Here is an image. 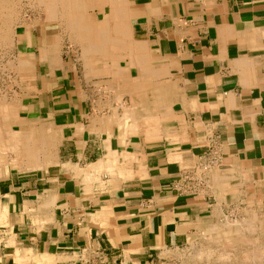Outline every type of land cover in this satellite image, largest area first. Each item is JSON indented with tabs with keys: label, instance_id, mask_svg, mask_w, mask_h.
<instances>
[{
	"label": "crops",
	"instance_id": "obj_1",
	"mask_svg": "<svg viewBox=\"0 0 264 264\" xmlns=\"http://www.w3.org/2000/svg\"><path fill=\"white\" fill-rule=\"evenodd\" d=\"M83 12L78 38L46 23L19 38L27 75L8 126L42 150L0 140V264H178L264 206V0ZM210 151L220 164L179 193Z\"/></svg>",
	"mask_w": 264,
	"mask_h": 264
},
{
	"label": "rangeland",
	"instance_id": "obj_2",
	"mask_svg": "<svg viewBox=\"0 0 264 264\" xmlns=\"http://www.w3.org/2000/svg\"><path fill=\"white\" fill-rule=\"evenodd\" d=\"M3 1L6 5L0 7V112L8 113L11 119L8 122L0 114V134L6 138L9 137L7 130L11 128L6 125L16 123L15 112L27 75L24 48L18 42L25 39L27 30L43 23L54 28L64 24L61 26L75 38L67 21L81 16H85L82 23L86 19L91 21L92 13L86 15L83 10L91 9L98 0H72L77 7L71 0H60L52 8L49 0ZM211 234L213 236L197 239L190 247L176 251L174 256L179 260L178 264H264L263 205L239 211V220L223 221Z\"/></svg>",
	"mask_w": 264,
	"mask_h": 264
},
{
	"label": "bare ground",
	"instance_id": "obj_3",
	"mask_svg": "<svg viewBox=\"0 0 264 264\" xmlns=\"http://www.w3.org/2000/svg\"><path fill=\"white\" fill-rule=\"evenodd\" d=\"M48 1V0H47ZM50 1V6H51V8L54 6V4L56 3V2H58V1H60V0H49ZM114 1H116V0H114ZM43 2H45V1H43ZM73 1L71 0V3H72ZM78 2V1H77ZM82 2V1H81ZM62 3V2H61ZM117 3V2H116ZM11 4V3H10ZM60 4V3H59ZM70 4V3H69ZM69 4H67V5H69ZM73 4H74V2H73ZM5 2L3 1V0H0V7L1 6H3V7H5ZM45 5V4H44ZM58 5V4H57ZM66 5V4H65ZM76 4H74L73 6H75ZM83 5H84V3H83ZM63 6V5H62ZM82 6V5H81ZM75 7H77V6H75ZM83 7V6H82ZM50 8V9H51ZM79 8V7H78ZM77 8V9H78ZM65 9V8H64ZM75 9V8H74ZM82 10H83V8H82ZM113 10H114V8H113ZM84 11V10H83ZM1 12V11H0ZM109 12V11H108ZM84 13V12H83ZM114 14H116V13H114ZM80 16V15H79ZM85 17V16H84ZM84 17H80V18H75V19H73V20H69V21H67L68 23H66V24H69L70 25V28L69 29H71V31H72V34L74 33L76 36H75V38L78 36V34H79V28H81V26H82V22H81V20L84 18ZM123 17V16H122ZM108 18V17H107ZM105 20V19H104ZM123 20H124V18H123ZM88 21V19H86V20H84L83 22H87ZM106 21V20H105ZM113 21H114V19H113ZM117 21V20H116ZM126 21V20H125ZM122 23V22H121ZM117 24V23H116ZM123 24V23H122ZM61 25H64V24H61ZM95 25V24H94ZM103 25V24H102ZM86 26V25H85ZM104 26V25H103ZM122 26V25H121ZM103 28V27H102ZM114 28V27H113ZM1 29V28H0ZM93 30V29H92ZM120 30V29H119ZM119 30H118V32H119ZM87 31H88V29H87ZM121 31V30H120ZM120 33V32H119ZM82 34V33H81ZM125 34H126V30H125ZM101 35V34H100ZM103 35V34H102ZM87 36V35H86ZM90 36V35H89ZM116 36V35H115ZM123 36V35H122ZM70 38H72V37H70ZM78 38V37H77ZM84 38V37H83ZM123 39V38H122ZM89 40V39H88ZM77 41H79V40H77ZM74 42V41H73ZM120 42V41H119ZM87 44V43H86ZM85 45V44H84ZM20 63V62H19ZM24 63V62H23ZM26 64V63H25ZM29 88V87H28ZM21 103V102H20ZM2 104V103H1ZM20 105V104H19ZM10 109H12V108H10ZM2 110V109H1ZM11 111H13V109L11 110ZM15 111V110H14ZM13 111V112H14ZM0 114H2L1 112H0ZM4 116V120H6V121H8L9 122V120L11 119L10 118V115H8V113L7 114H2V117ZM13 118V117H12ZM2 120V119H1ZM17 121H18V119H17ZM7 122V123H8ZM24 122V121H23ZM3 123V122H2ZM19 123H21V121L19 122ZM14 124V123H13ZM4 126H5V124H4ZM7 127H9L8 126V124L6 125ZM0 131H2L1 129H0ZM8 131V134L7 135H9V137H11L12 138V140H13V142H15V144H18V142H20V140H21V143L23 144V150L24 151H26V154H28V155H33L34 153H38L39 151H41L42 150V147H36V145H37V143L36 142H31V141H29V140H27V138H28V132H26V131H19V132H11V130L9 131V130H7ZM4 132H5V129H4ZM6 135V136H7ZM29 136H30V134H29ZM2 137H3V134H0V140L2 139ZM4 139V138H3ZM18 141V142H17ZM24 142V143H23ZM40 143V142H39ZM15 144L12 146L13 147V149L14 150H16L17 149V151H19V148H16L15 147ZM38 146V145H37ZM46 148V147H45ZM13 150V151H14ZM22 150V149H21ZM20 150V151H21ZM16 151V152H17ZM20 153V152H19ZM41 153V152H40ZM43 153V152H42ZM10 155V154H9ZM12 156V155H11ZM22 156V155H21ZM34 157H36L35 155H34ZM26 158V157H25ZM24 159V158H23ZM9 160V159H8ZM25 160V159H24ZM35 160V159H34ZM41 160V159H40ZM25 161H27V159L25 160ZM32 161V160H31ZM2 163V162H1ZM10 163V162H9ZM23 163V162H22ZM4 164V163H3ZM21 167V166H20ZM31 170V169H30ZM1 177V176H0ZM5 212H6V210H5ZM5 212H3V213H5ZM226 222V221H225ZM247 222V221H246ZM251 223V222H250ZM226 225V224H225ZM243 228V227H242ZM247 228V227H246ZM227 235V234H226ZM227 253V252H226ZM230 262V261H229Z\"/></svg>",
	"mask_w": 264,
	"mask_h": 264
},
{
	"label": "built area",
	"instance_id": "obj_4",
	"mask_svg": "<svg viewBox=\"0 0 264 264\" xmlns=\"http://www.w3.org/2000/svg\"><path fill=\"white\" fill-rule=\"evenodd\" d=\"M220 164V158L215 152H208L204 159L195 167L181 174L179 178V185L176 190L179 193H195L198 187L204 184L206 174L214 167Z\"/></svg>",
	"mask_w": 264,
	"mask_h": 264
}]
</instances>
